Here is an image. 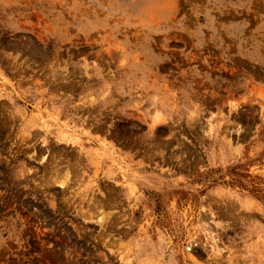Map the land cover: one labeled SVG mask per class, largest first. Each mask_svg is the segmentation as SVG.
<instances>
[{
    "label": "rangeland",
    "instance_id": "obj_1",
    "mask_svg": "<svg viewBox=\"0 0 264 264\" xmlns=\"http://www.w3.org/2000/svg\"><path fill=\"white\" fill-rule=\"evenodd\" d=\"M0 264H264V0H0Z\"/></svg>",
    "mask_w": 264,
    "mask_h": 264
},
{
    "label": "bare ground",
    "instance_id": "obj_2",
    "mask_svg": "<svg viewBox=\"0 0 264 264\" xmlns=\"http://www.w3.org/2000/svg\"><path fill=\"white\" fill-rule=\"evenodd\" d=\"M210 237V236H209Z\"/></svg>",
    "mask_w": 264,
    "mask_h": 264
}]
</instances>
